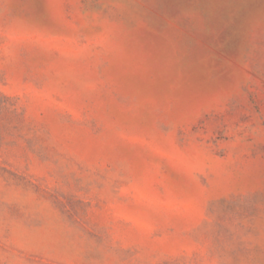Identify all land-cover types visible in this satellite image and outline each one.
Instances as JSON below:
<instances>
[{"label": "rangeland", "instance_id": "obj_1", "mask_svg": "<svg viewBox=\"0 0 264 264\" xmlns=\"http://www.w3.org/2000/svg\"><path fill=\"white\" fill-rule=\"evenodd\" d=\"M0 264H264V0H0Z\"/></svg>", "mask_w": 264, "mask_h": 264}]
</instances>
